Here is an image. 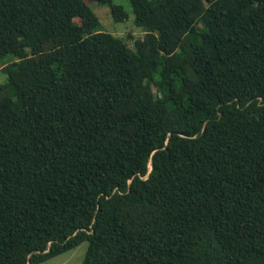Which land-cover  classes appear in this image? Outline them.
<instances>
[{
  "label": "trees",
  "instance_id": "1",
  "mask_svg": "<svg viewBox=\"0 0 264 264\" xmlns=\"http://www.w3.org/2000/svg\"><path fill=\"white\" fill-rule=\"evenodd\" d=\"M128 2L0 0V264H264V0Z\"/></svg>",
  "mask_w": 264,
  "mask_h": 264
},
{
  "label": "rangeland",
  "instance_id": "2",
  "mask_svg": "<svg viewBox=\"0 0 264 264\" xmlns=\"http://www.w3.org/2000/svg\"><path fill=\"white\" fill-rule=\"evenodd\" d=\"M89 3L92 10L98 16L101 22L102 30L111 32L114 35L120 37H132L128 39L127 43L131 46L135 38H141L144 35V31L136 26L133 22V14L130 11L128 0H114V2L122 4L125 10L128 12L127 19L119 22H115L110 14V8L106 5H100L90 0H85ZM11 59L10 56H6L2 62L6 63ZM2 65L0 64V67ZM6 75L0 72V82L5 81ZM87 248V241H82L75 248L65 251L59 255L51 257L39 264H81L83 256Z\"/></svg>",
  "mask_w": 264,
  "mask_h": 264
}]
</instances>
